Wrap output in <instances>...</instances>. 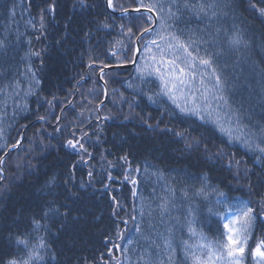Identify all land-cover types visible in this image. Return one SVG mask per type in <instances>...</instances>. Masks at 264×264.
Wrapping results in <instances>:
<instances>
[{"label":"snow or ice","instance_id":"snow-or-ice-1","mask_svg":"<svg viewBox=\"0 0 264 264\" xmlns=\"http://www.w3.org/2000/svg\"><path fill=\"white\" fill-rule=\"evenodd\" d=\"M18 6L15 0L10 5L0 0V7L6 8L14 23ZM61 7L60 0H44L38 21L31 17L26 22L40 48L28 39L26 50L22 49L18 29L15 47L7 36L0 38V81H3L0 83V124L8 115L9 100L12 121L18 122V116L30 121V125L21 124L22 130L10 145L5 140V129L0 127V193L8 189L5 181L10 153L20 149L28 138V131L37 129L32 143L39 137L40 147L26 149L25 155L34 150H64L62 156H57L62 162V176L57 172L44 174L43 183L37 189L43 195L27 224L22 229L9 228L6 235H0V264H61V253L53 246L52 237L58 236L65 224L81 219V215L75 214L79 212L76 205L88 194L89 188L97 190L93 163L96 157L90 149L97 145L103 147L105 130L99 123L92 124L83 110L68 120L69 111L78 107L73 102L75 92L97 71L99 80L104 81L100 86L102 94L110 99L122 124L135 121L144 132L166 140V150L195 158L208 166L207 171L197 176L185 175L179 189V174L166 177L157 167L151 175L161 184V192L157 195L153 188V196L147 201L138 196L134 187L132 196L140 199V207L132 208L130 219L137 233L132 238H126L119 230L120 224L126 226L129 221L117 223L124 209L112 196L115 238L124 244L115 243L111 235L106 236L103 246L107 249L111 244L119 254L108 249L107 259L101 253L99 264L114 261L115 264H249V257L251 264H264V235H256L258 225L264 228V58L254 59L251 55L257 45L250 25V17L264 25V0H105L104 13H94L96 5L90 0H71L62 28H53L55 35H51L49 25L61 22ZM116 13H119V24L112 22L117 18ZM88 14H93V19L89 20ZM93 26L98 31L107 30L108 35L119 31L118 37L109 41L104 60L97 55L100 43L90 42L94 39ZM73 32L88 42V72L76 81V88L65 93L59 65L54 62L44 95L38 73L49 68L48 57H58L61 50H66V45L74 39ZM44 40H50V44L44 45ZM259 47L264 50V42ZM19 51L23 52L19 57L22 71L17 68V75L10 79ZM84 56L82 53L79 58L82 67ZM36 60L40 62L39 68ZM129 64L135 66L136 73L133 81L127 82L131 98L114 88L109 97L106 77L121 75ZM107 69H112V73ZM25 81L26 90L22 86ZM29 97H35L31 101L34 109L30 107ZM85 98L89 104L93 102ZM144 99L157 107V114L141 108ZM102 105L104 100H99L97 113ZM125 106L127 112L123 111ZM172 117L181 118L180 123L174 125ZM115 118L111 109L108 115L97 117L105 121ZM49 127L51 132L47 131ZM210 129L225 137L228 145L239 144L246 155H251L252 166L243 157L237 159L216 144L207 134ZM126 143L122 139L120 144L113 143L100 154L107 165L106 180L110 182L104 183L103 189L111 188L116 177L110 169L118 166L123 169L125 181L137 184L132 174L133 171L139 174L141 169L139 166L133 169L131 152L124 151ZM107 154L115 155L116 159L109 160ZM28 165L32 167L31 161ZM15 166L19 170L22 164L18 162ZM83 167L88 169L86 181L77 179V172ZM214 168L226 173L218 184H213L209 176ZM144 171L147 173L149 169ZM231 191L245 193L247 198L229 197ZM180 208L184 209L183 213L179 212ZM202 209L221 226L222 230L212 237L201 228ZM19 219L17 215L16 220ZM160 226L164 227L163 231ZM176 230L182 234L186 231L187 236L182 235L179 244L174 246ZM177 248L182 251L179 260ZM64 264H97V260L65 253Z\"/></svg>","mask_w":264,"mask_h":264},{"label":"trees","instance_id":"trees-1","mask_svg":"<svg viewBox=\"0 0 264 264\" xmlns=\"http://www.w3.org/2000/svg\"><path fill=\"white\" fill-rule=\"evenodd\" d=\"M13 0H3L5 4H11ZM19 5L17 7V17L15 18V23L8 17L7 10L4 7H0V38L7 36L11 45L15 47L17 29L20 35L21 48H27L25 43L28 39H32L34 46L38 49L41 47V44L34 39V33L31 30V26L27 25V21L31 17H35L38 21L39 19V10L43 6L44 0H15ZM91 3L96 5L94 13H104V3L105 0H90ZM61 10L59 16L61 17V22L59 24L49 25V30L51 35H55V32L52 31L53 28L60 29L63 26V19L65 18V13L71 9V0H60ZM116 15V14H115ZM248 15V13H245ZM116 19L112 22L119 24L120 18L119 15H116ZM87 18L89 20L93 19V14H88ZM102 19V17H100ZM251 33L252 39L256 43V47L252 52V57L254 59L264 58V50L259 47L261 42H264V25H262L259 19L255 17H250ZM5 26H7V31H5ZM94 34V39L90 42L93 45L100 43L97 55H99L101 60H104L106 50L109 46V41L118 37V29L113 31L111 35L107 34V30L100 29L99 31L95 26L92 27ZM74 39H71L70 43L66 45V50H61L57 56H50L47 58L49 68L45 71L39 72L38 75L41 79L40 87L45 89L44 95L47 94L46 90L50 83V74L52 70V64L58 63L59 73L62 82V87L65 93L71 91L77 87L76 81L80 79L82 74L88 72L86 67L87 64V49L88 42L83 40L81 34L73 32ZM44 45L50 44V40H44ZM85 53L84 56V66H81L80 57L81 54ZM23 54L22 51L17 53V58L13 63L16 65V68L11 69L12 76L17 75L16 69L19 68L22 71V65L19 60V57ZM111 59V58H110ZM39 60H36V67L39 68ZM112 73V71H108ZM135 68L131 70H122L121 75H110L106 77L109 80V97H111V89H118L121 92H124L126 96L131 98V90L127 88V82L133 81L135 77ZM23 79V77H20ZM93 81H97L94 85ZM3 81H0L2 83ZM103 85V81L99 80V72L91 76V79H88L86 82H82L78 90L74 94L73 102L77 104V109L75 111H69L68 120H72L73 117L81 110L84 111L85 117L92 121V124L99 123L103 126L104 132L102 137L104 140L103 147L97 145L95 149H90L93 151L96 159L93 161L94 173L96 177L94 191L92 188L88 189V194L84 196L81 202L76 205V208L79 209L77 215H81V219L76 222L73 221L70 224H65V227L61 229L58 236L52 237V243L55 249L61 253L60 260L61 264H64V254L67 256H87L89 259L95 257L97 264H99V258L101 253L104 254L107 259V251L111 249L115 255H118L116 249H112V245L109 244L106 249L103 246V240L106 236L111 235L115 243L124 244L123 240H117L115 238L116 224L113 223L112 209L113 202L112 196H115L123 206V211L119 213L117 218V223H120L122 220H128V224L125 226L120 224V231L126 238H132L137 236L135 232V226L133 221L130 219L132 213V208L135 206L137 209L140 207V199L134 198L132 196V189L135 187L138 192V196L147 201L153 196V188L156 190V194L161 192V184L157 183L156 177L151 175L152 172H155L156 168H160L164 171L166 177L170 174L172 176L178 175V180L180 181L177 184L179 189L182 186V178L187 176H197L201 171H207L208 166L203 163H198L195 158L183 157L179 153L173 154L170 149L166 150L167 141L162 138H154L151 132H144L139 124L135 121L133 122H124L123 124L120 121L119 114L113 108L110 99H105L102 94V89L100 86ZM23 88L26 90L28 88V83L25 81L23 83ZM92 89V92L89 90ZM88 97L92 99V103H88ZM63 99V97H61ZM30 107L35 108V104L31 101L35 100V97L28 98ZM99 100H104V105L101 106L100 111L97 113L95 108ZM86 106V107H85ZM141 108L145 112L151 111L154 115L158 113V109L155 105L149 104L146 99L141 103ZM111 109V115L116 117L115 119L103 120L97 119V117H103L104 115L109 114ZM124 112H127V106L123 109ZM57 115L59 111L57 110ZM34 120L35 117H32ZM173 124L180 123L179 117H172ZM18 122L12 121V101H8V115L5 118L3 124H0V127L5 129V140H7L10 145L16 138L17 132L21 131V124L26 123L30 125V121L22 119L20 116L17 117ZM67 122V121H66ZM37 129H31L27 133V139L23 142L20 149H15L10 153L11 159L8 161L7 165V179L5 183L8 185V189L3 193H0V235H6L7 230L12 228L15 230L16 227L21 229L27 224L28 217L33 209H36L40 203V198L43 193L37 191L40 184L43 183L44 174L57 172L62 176V169L60 167L61 161L57 160V156L63 155L64 150L60 149L59 151L56 148L49 149L44 152L32 151L28 155H25V150L28 148H39V137H36L35 144L33 145V133ZM48 132H51L52 129L49 127ZM133 132L139 133L138 135H132ZM114 133L118 135H113ZM216 144L224 148L226 152L233 153L237 159L243 157L248 161L249 166H252L253 160L251 155L245 154L244 149L239 144L228 145L226 143V138L221 137L219 133H215L213 130H209L207 133ZM127 140V143L124 145L125 152H131L130 159L132 160V167L135 169L137 166L140 167L141 172L139 174L133 171L132 178L137 180L136 185H132L129 181H125L123 178V169L121 167H116L110 169L113 175L116 177L110 189H103L104 183H110L106 180L107 165L104 161L100 159V154L104 153L105 148H111L113 143L120 144L121 140ZM224 140L225 143H221ZM92 142H95V137H93ZM48 143V141H45ZM55 143V141H52ZM163 145V146H162ZM179 147V146H177ZM109 160H115V155L107 154ZM78 159V157H73ZM28 161H31L32 167L28 165ZM20 162L22 167L18 170L16 168V163ZM226 163V162H225ZM148 168L149 172L145 173L144 169ZM88 169L87 167L81 168L77 172V179L83 178L85 181L87 177ZM226 173L220 171L218 168L212 169L209 172V176L213 184H218L223 181ZM20 177V178H17ZM39 177V179H38ZM196 183V181H193ZM227 191V189H225ZM229 197H238L245 196V193L231 191L228 193ZM215 198L213 197V200ZM184 209L180 208L179 212L183 213ZM175 214V211H174ZM17 215L20 216L19 220H16ZM101 217L99 220L95 217ZM16 221L15 225L13 221ZM137 221L139 217L137 216ZM201 228L209 236L212 237L216 234L218 230H222L221 226L217 223L215 217H209L207 215L206 209H202V214L200 216ZM58 227V225H57ZM126 229V230H125ZM164 227L160 226V231H163ZM55 232V228L53 229ZM186 238V231L182 234L179 230L175 231L174 246L179 244L181 236ZM257 236L264 235V228L260 225L257 226ZM250 243H252L250 241ZM177 258L182 259V251L177 248L176 252ZM115 264V261L113 262ZM249 264H251V258L249 257Z\"/></svg>","mask_w":264,"mask_h":264},{"label":"water","instance_id":"water-1","mask_svg":"<svg viewBox=\"0 0 264 264\" xmlns=\"http://www.w3.org/2000/svg\"><path fill=\"white\" fill-rule=\"evenodd\" d=\"M116 15H119V13H116ZM135 66L134 65H131V64H129V65H127L124 69H132V68H134ZM106 71H112V69H107ZM104 83V82H103ZM105 102V101H104Z\"/></svg>","mask_w":264,"mask_h":264}]
</instances>
